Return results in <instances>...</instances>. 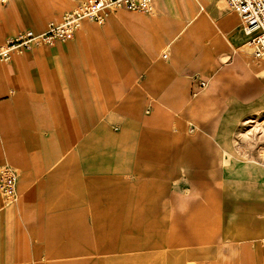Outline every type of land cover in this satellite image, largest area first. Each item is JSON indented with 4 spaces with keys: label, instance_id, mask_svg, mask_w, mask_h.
Here are the masks:
<instances>
[{
    "label": "crops",
    "instance_id": "obj_1",
    "mask_svg": "<svg viewBox=\"0 0 264 264\" xmlns=\"http://www.w3.org/2000/svg\"><path fill=\"white\" fill-rule=\"evenodd\" d=\"M77 1L56 0L42 16H53L46 23L59 20ZM153 3L152 13L121 10L102 23L85 20L68 41L36 44L9 62L0 61V165L20 171L21 192L13 205L0 207V264H39L56 250H74L68 244L74 243L78 219L132 210L125 202L138 200L127 198L122 179L110 180L118 177L112 171L127 170L130 125L123 117H157L158 106L183 104L188 90H195L193 79L219 64V39L201 45L199 38L212 31L214 20L224 34L240 27L239 16L214 0ZM46 23L32 30L40 32ZM7 38V31H0V43ZM143 106L151 112L143 115ZM111 119L116 132L108 125ZM151 146L159 147L156 140ZM202 147L194 141L185 151L200 153ZM204 163L202 155L199 164ZM150 246L122 236L91 251Z\"/></svg>",
    "mask_w": 264,
    "mask_h": 264
},
{
    "label": "rangeland",
    "instance_id": "obj_2",
    "mask_svg": "<svg viewBox=\"0 0 264 264\" xmlns=\"http://www.w3.org/2000/svg\"><path fill=\"white\" fill-rule=\"evenodd\" d=\"M214 1L231 10L224 0ZM55 2L0 0V31L13 37L25 28L43 29L53 16L42 14ZM153 11L151 0L147 12ZM210 25L212 31L199 44L217 37L219 64L193 79L195 90L202 89L188 90L183 104L158 106L157 117H123L130 125L127 170L112 171L118 177L110 180L122 179L127 198L137 204L126 201L125 208L132 210L78 219L74 243L68 244L75 249L56 250L39 264H264V59L253 56L241 27L224 34L215 20ZM150 112V106L141 108L143 115ZM114 124L109 120V126ZM51 125L58 128L57 122ZM155 140L159 147L154 150ZM194 141H201V152L188 154L185 145ZM20 194L17 179L14 198L0 194V207L13 205ZM83 194L77 193L81 199ZM122 236L151 246L91 251L99 242L109 246Z\"/></svg>",
    "mask_w": 264,
    "mask_h": 264
},
{
    "label": "built area",
    "instance_id": "obj_3",
    "mask_svg": "<svg viewBox=\"0 0 264 264\" xmlns=\"http://www.w3.org/2000/svg\"><path fill=\"white\" fill-rule=\"evenodd\" d=\"M240 19L246 43L255 58H264V0H224ZM151 0H78L59 20H50L44 30L35 32L25 28L0 43V61L9 62L16 54L30 50L36 44L54 45L73 37L85 20L102 23L118 9L134 12L150 10ZM203 84V83H202ZM16 170L8 164L0 165V194L14 198Z\"/></svg>",
    "mask_w": 264,
    "mask_h": 264
}]
</instances>
